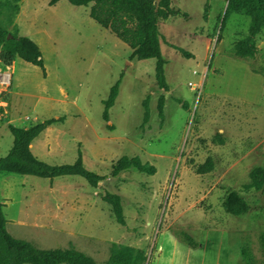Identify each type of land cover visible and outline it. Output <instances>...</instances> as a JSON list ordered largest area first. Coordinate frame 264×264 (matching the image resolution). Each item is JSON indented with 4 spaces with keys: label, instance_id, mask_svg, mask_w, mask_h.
Returning <instances> with one entry per match:
<instances>
[{
    "label": "rangeland",
    "instance_id": "374dc122",
    "mask_svg": "<svg viewBox=\"0 0 264 264\" xmlns=\"http://www.w3.org/2000/svg\"><path fill=\"white\" fill-rule=\"evenodd\" d=\"M49 1L10 0L0 8V27L16 26L34 40L46 69L43 77L15 58L0 154L12 142L8 123L27 127L56 117L32 152L62 164L74 162L79 149L85 167L105 178L93 187L78 175L50 181L0 172L8 232L42 248L74 245L98 263L115 248L128 264H181L168 237L179 227L203 246L188 264H264V186L249 185L251 169H264V28L255 36L256 55L237 58L234 45L250 23L245 9L227 10L228 0H170L173 14L156 17L163 89L155 58H131L129 45L90 17L92 3ZM195 68L206 69L198 98L187 85L198 80ZM120 76L105 121L102 101ZM122 155L137 157L145 171L130 167L113 176ZM208 157L213 168L198 172ZM231 190L248 202L245 214L226 211ZM105 191L120 196L125 225L102 201Z\"/></svg>",
    "mask_w": 264,
    "mask_h": 264
},
{
    "label": "trees",
    "instance_id": "16d2710c",
    "mask_svg": "<svg viewBox=\"0 0 264 264\" xmlns=\"http://www.w3.org/2000/svg\"><path fill=\"white\" fill-rule=\"evenodd\" d=\"M17 2L19 0H16ZM59 0H50L49 5ZM70 4L80 6L92 3L89 15L103 28L110 30L131 48V58H155V78L157 85L167 89L165 79V60L162 56L156 17L168 18L173 14L170 0H67ZM10 0H0V8L8 6ZM16 4L14 14L18 13ZM243 8L250 17L247 34L236 41L233 55L237 58H253L257 51L255 36L264 28V0H228L227 10ZM8 34L10 36L8 37ZM0 49L2 65H12L15 58L40 68L42 76L46 75L42 54L38 44L28 36L18 34L14 30L7 31L0 27ZM121 76L110 86L107 97L102 101V117L109 120V109L113 106L119 92ZM186 105V104H185ZM58 118L50 117L27 127L7 124L12 134V144L4 156L0 157V172L8 174L34 175L48 178L50 181L59 176L78 175L83 177L89 185L97 187L99 181L105 178L87 169L83 163L82 153L78 149L77 156L72 163L49 164L39 159L31 150V142L47 127L56 123ZM134 167L145 171L137 157L128 158L122 155L113 165L111 174L117 175L121 171ZM213 168L210 157L198 166V172H207ZM250 186L261 189L264 186V169L255 166L250 171ZM102 201L110 206L114 220L125 225L122 201L118 194L105 191L100 194ZM3 202H0V264H128L127 257L121 252L112 250V254L104 263H98L92 256L76 248L68 247L42 248L33 243L12 236L7 228V219L3 212ZM226 211L234 216L245 214L249 210L246 199L237 191L231 190L224 199ZM171 235L182 246L197 250L201 248L198 242L186 229H171ZM264 249V238L262 239Z\"/></svg>",
    "mask_w": 264,
    "mask_h": 264
},
{
    "label": "built area",
    "instance_id": "2783aa9c",
    "mask_svg": "<svg viewBox=\"0 0 264 264\" xmlns=\"http://www.w3.org/2000/svg\"><path fill=\"white\" fill-rule=\"evenodd\" d=\"M12 65H2L0 61V118L3 116L5 113V107L7 105V101L4 99V94L9 91V87L11 84V79H12V72L10 71ZM205 73L206 69L199 71L198 69H193L192 74L198 76L197 81H188L187 85L190 90H193L197 94V98L199 97L203 83L205 80Z\"/></svg>",
    "mask_w": 264,
    "mask_h": 264
},
{
    "label": "crops",
    "instance_id": "0c3cea01",
    "mask_svg": "<svg viewBox=\"0 0 264 264\" xmlns=\"http://www.w3.org/2000/svg\"><path fill=\"white\" fill-rule=\"evenodd\" d=\"M13 64H14V62H13ZM12 64V65H13ZM20 127H22V126H20ZM7 131H9L8 130V128H7V130H6V137H7V139H8V136H7ZM10 132V131H9ZM11 144H12V142H11ZM10 144H9V139H8V145H7V148H5V150L0 154V157L1 156H4L6 153H7V151L9 150V148H10ZM31 146H32V142H31V144H30V148H31ZM32 150V149H31ZM168 237H169V239H170V241H171V243H173L174 244V252H175V254H176V257H179L180 259V261H181V264H188L187 263V258L190 256V255H192V254H194V253H197V252H199V251H201L202 249H203V246L200 248V249H197V250H192V249H190V248H186V247H184V246H182V245H180L176 240H175V238L171 235V234H168ZM161 249H162V251L160 252V254L161 255H163V246H162V244H161Z\"/></svg>",
    "mask_w": 264,
    "mask_h": 264
},
{
    "label": "water",
    "instance_id": "95a60500",
    "mask_svg": "<svg viewBox=\"0 0 264 264\" xmlns=\"http://www.w3.org/2000/svg\"><path fill=\"white\" fill-rule=\"evenodd\" d=\"M10 36V34H8V37Z\"/></svg>",
    "mask_w": 264,
    "mask_h": 264
}]
</instances>
